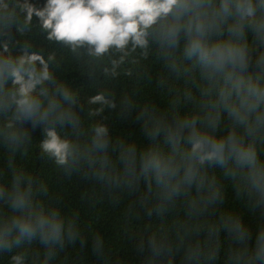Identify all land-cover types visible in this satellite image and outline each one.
I'll return each instance as SVG.
<instances>
[{"label":"clouds","instance_id":"obj_1","mask_svg":"<svg viewBox=\"0 0 264 264\" xmlns=\"http://www.w3.org/2000/svg\"><path fill=\"white\" fill-rule=\"evenodd\" d=\"M34 16L59 51L45 56L24 39L14 54L11 30L24 37ZM150 56L161 65L157 86L167 100L164 109L144 105L137 117L152 143L113 139L97 119L105 107H117L107 85L132 76L129 65L140 74ZM73 69L102 76L105 84L88 98L92 107L84 116L75 110L77 92L62 78ZM120 106L121 115L132 107L126 93ZM26 123L43 126L41 156L66 175L82 173L99 185L89 197L93 206L105 196L113 204L127 199L125 223L134 222L139 203L130 197L144 179L154 189L153 201H144L148 216L180 207L146 245L140 235L138 250L148 253L143 264L165 256L175 264L176 251L182 264H215L221 231L228 240L225 264H264V217L250 247L251 232L239 214L222 207L225 187L212 171H222L237 200L264 210V0H46L43 7L0 0V149L6 156L0 252L38 238L44 251L33 252L30 264H56L84 236L75 210L64 214L37 198L47 185L25 167L37 147ZM93 251L105 255L99 234ZM11 264H29L28 249L12 255Z\"/></svg>","mask_w":264,"mask_h":264},{"label":"trees","instance_id":"obj_2","mask_svg":"<svg viewBox=\"0 0 264 264\" xmlns=\"http://www.w3.org/2000/svg\"><path fill=\"white\" fill-rule=\"evenodd\" d=\"M36 7H43L46 0H30ZM17 41L14 48V54L18 53L19 47L24 39L29 40L32 50L42 52L45 56L51 50L59 51L60 45L47 40V33L42 29L37 17H33L30 30L24 37L19 36L15 29L10 33ZM132 67L133 75H122L116 81L107 85L108 93L115 100L117 107L115 109L105 107L100 117V121L109 128L110 136L115 138H124L134 141L138 146H147L152 143L143 129V122L138 119L140 110L144 105L155 106L164 109L167 106V100L161 94L157 86V80L161 72V65L149 57L142 60L138 66L142 69L141 73L136 72ZM74 91L77 92L79 101L75 110L82 116L86 115L89 107L87 103L90 96L104 91L105 84L103 77L90 78L87 74H82L79 70L73 69L65 72L62 76ZM127 94L132 101L130 111L121 115L120 100L124 94ZM190 107V106H188ZM184 110V109H182ZM171 120V117H170ZM27 127L32 140L37 143L32 154L25 163V167L32 170L34 180L47 185V192L38 190V199H41L46 206H59L62 213L67 214L75 210L80 218V226L84 236V244L81 245L77 240L73 245H67L56 258V264H143L144 257L148 254L147 249L144 252L138 250L139 237L142 235L147 244V239L153 230L158 229L165 221L171 225L173 218L180 212V207L169 210L161 216H148L146 214L147 200L149 203L154 199L153 192H149L144 179L140 182V192L134 194L130 199L136 200L139 207L136 209L138 219L134 222L125 223L123 209L127 205V199L113 204L105 196L102 204L95 206L89 200L92 191L99 185L90 177H85L82 173L73 172L66 175L63 169L56 166L55 162L47 157L41 156L38 142L43 138V126L33 127L30 123L23 125ZM159 142H163L162 137ZM261 155L264 156V149H261ZM6 156L3 149H0V167L5 166ZM214 171L221 178L225 187V200L223 208L234 210L242 218L243 223L251 232L249 240L250 247L255 245V236L264 217V210L259 206L252 208L246 201L237 200L235 191L230 182L223 178V173L219 168ZM88 224L92 225L91 228ZM129 227L132 230L125 233L124 228ZM99 234L105 241V255H98L93 251V237ZM221 247L218 259L215 264H225V254L227 250V233H220ZM25 248L29 251V264L31 254L37 250L44 251L39 239L33 240L30 244L25 242L20 249H13L12 252H0V264H11V256ZM175 264H182V251L174 253ZM167 257L158 258L155 264H166Z\"/></svg>","mask_w":264,"mask_h":264}]
</instances>
